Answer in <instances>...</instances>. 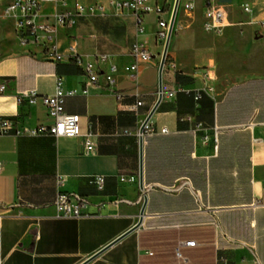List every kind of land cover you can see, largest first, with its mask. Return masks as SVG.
Here are the masks:
<instances>
[{
	"label": "crops",
	"instance_id": "crops-1",
	"mask_svg": "<svg viewBox=\"0 0 264 264\" xmlns=\"http://www.w3.org/2000/svg\"><path fill=\"white\" fill-rule=\"evenodd\" d=\"M85 1L105 6V15L79 18L62 42L74 41L86 60L110 56L118 66L115 89L124 95L119 102L101 76L87 95L65 98L66 113L79 115L82 134H91L88 154L83 136L16 134L52 124L40 102L19 104L20 94L53 95L58 76L66 91L81 92L89 81L73 62L48 61L20 46L13 22L0 18V120L15 125L0 134V264H264V207L255 206L264 198V64L245 65L264 35L242 52L244 66L222 71L220 48L208 42L227 40L176 15L163 98L149 121L154 133L144 136L142 191L140 128L159 99L166 42L156 37L155 14L144 18L145 34L138 36L135 17L110 6L112 0ZM149 3L171 7L163 17L171 23L176 2ZM137 40L152 60L131 71ZM232 75L240 79L228 83ZM138 102L137 113L130 111ZM93 176H104L103 188L91 183ZM59 193L83 198L93 216L57 217ZM145 196L143 223L131 231ZM188 241L196 247L181 246Z\"/></svg>",
	"mask_w": 264,
	"mask_h": 264
},
{
	"label": "built area",
	"instance_id": "built-area-1",
	"mask_svg": "<svg viewBox=\"0 0 264 264\" xmlns=\"http://www.w3.org/2000/svg\"><path fill=\"white\" fill-rule=\"evenodd\" d=\"M110 6L123 11L130 12L136 19V29L138 36L145 34L144 18L149 14L157 16V33L159 41L166 42L169 34L170 21L164 19L166 10L163 6H152L149 0H112ZM183 9L186 13L194 12L196 4L194 0H188ZM246 14H252L253 8L249 4L243 5ZM106 7L103 5H86L79 0H0V18L13 22L15 36L22 47L30 48L33 55L56 63L73 62L88 77V85L81 92L74 89L66 91L64 79L61 76L56 78V89L53 95H39L36 91H27L18 96V103H28L35 105L38 102L46 109L50 125H40L36 129H25L23 132L16 131L31 136L49 135L55 138H78L83 136L86 153H91L94 146L91 134L83 135L81 128V117L79 115L68 114L65 111V98L77 95H87L88 86L98 83L103 76L112 94L120 102L124 95L115 89L116 74L118 66L111 62L108 55H97L90 61L81 55L74 41L64 46L62 42V32L73 29L79 18L83 16L105 15ZM227 12L224 8L217 6L214 0L205 6L204 30L209 33H219L227 25ZM264 30V21L260 22ZM132 55L135 63L131 71H137L140 65L148 64L152 60L151 53L142 41L137 40L132 46ZM5 90V85L0 87V91ZM173 94H170L172 96ZM199 96L196 97V100ZM143 105L138 102L130 108V111L137 113L138 108ZM14 123L8 119L0 120V134H8L14 130ZM163 134L168 133L167 129L161 130ZM154 131L148 124L145 127L143 137L151 135ZM207 140V138H206ZM1 168V164H0ZM135 176L129 178V182H136ZM91 183L103 188L104 176H93ZM89 204L81 197L67 193H59L54 201L57 210V217L64 219L89 218L93 215L85 212ZM255 206L264 207V198L255 203ZM196 242L188 241L181 246L196 247ZM177 256L182 257L180 249ZM224 263H227L224 261Z\"/></svg>",
	"mask_w": 264,
	"mask_h": 264
},
{
	"label": "rangeland",
	"instance_id": "rangeland-1",
	"mask_svg": "<svg viewBox=\"0 0 264 264\" xmlns=\"http://www.w3.org/2000/svg\"><path fill=\"white\" fill-rule=\"evenodd\" d=\"M170 4L171 0H158L159 3ZM83 4H87L85 0H81ZM93 0H90L92 3ZM176 0H172V3ZM96 3V2H95ZM185 0H181L179 4L178 13L186 21H193L195 24H198V30L204 32L208 37H212L216 40L226 39L227 44L219 46L218 41L210 40L208 44L217 43L218 48H220L219 61H220V70L224 71L227 69H240L244 66V63L240 60L242 52L246 49L249 43L254 41H261L264 35V30L260 26L259 21H264V0H214V3L217 6H220L225 9L227 12V27L223 32L218 34L206 32L202 23L204 22L203 9L206 5L210 3V0H198V6L194 12L185 13L183 10ZM249 3L253 8L252 14H246L243 11V5ZM171 12V7L166 10ZM153 21L154 18L151 17ZM229 29V30H228ZM228 30V31H227ZM253 57L247 60L246 64L252 69L262 68L264 64V46L259 45V47H253ZM240 78L238 76L232 75L226 78L228 83L238 81Z\"/></svg>",
	"mask_w": 264,
	"mask_h": 264
},
{
	"label": "water",
	"instance_id": "water-1",
	"mask_svg": "<svg viewBox=\"0 0 264 264\" xmlns=\"http://www.w3.org/2000/svg\"><path fill=\"white\" fill-rule=\"evenodd\" d=\"M179 3H180V0H176L174 11H173V16H172L170 27H169L168 38H167L166 43H165L164 52H163L162 60H161L160 67H159V99H158V102H157L156 106L151 111L149 116L145 119V121L143 122V124H142V126L140 128V173H139V186H140V189L142 191L145 190V188H144V164H143V142H144L143 134H144V131H145V127L149 124V121H150L152 115L156 111L158 105L160 104V102L162 101V98H163V71H164V67H165V63H166V59H167L168 49H169V45H170L171 36H172V33H173V28H174V24H175V18H176L177 11H178V8H179ZM147 202H148V197L145 196L144 197V203H143V206H142V209H141V213H140V219L137 222V224L131 229V231L137 230L138 228L141 227V225L143 223V220H144V216H145V209H146V206H147Z\"/></svg>",
	"mask_w": 264,
	"mask_h": 264
},
{
	"label": "trees",
	"instance_id": "trees-1",
	"mask_svg": "<svg viewBox=\"0 0 264 264\" xmlns=\"http://www.w3.org/2000/svg\"><path fill=\"white\" fill-rule=\"evenodd\" d=\"M180 76H178V79H179Z\"/></svg>",
	"mask_w": 264,
	"mask_h": 264
}]
</instances>
